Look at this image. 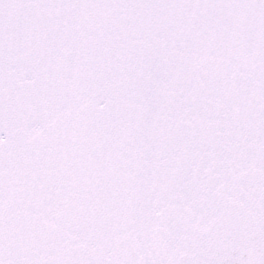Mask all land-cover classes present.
<instances>
[{
    "label": "snow or ice",
    "instance_id": "snow-or-ice-1",
    "mask_svg": "<svg viewBox=\"0 0 264 264\" xmlns=\"http://www.w3.org/2000/svg\"><path fill=\"white\" fill-rule=\"evenodd\" d=\"M0 264H264V0H0Z\"/></svg>",
    "mask_w": 264,
    "mask_h": 264
}]
</instances>
